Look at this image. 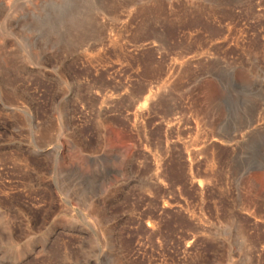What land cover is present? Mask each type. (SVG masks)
I'll return each mask as SVG.
<instances>
[{
  "label": "rangeland",
  "instance_id": "1",
  "mask_svg": "<svg viewBox=\"0 0 264 264\" xmlns=\"http://www.w3.org/2000/svg\"><path fill=\"white\" fill-rule=\"evenodd\" d=\"M0 264H264V0H0Z\"/></svg>",
  "mask_w": 264,
  "mask_h": 264
}]
</instances>
